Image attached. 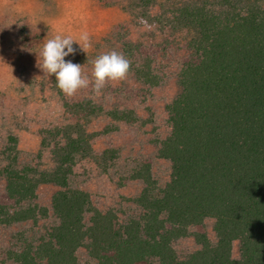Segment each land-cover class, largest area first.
<instances>
[{
	"label": "trees",
	"instance_id": "trees-1",
	"mask_svg": "<svg viewBox=\"0 0 264 264\" xmlns=\"http://www.w3.org/2000/svg\"><path fill=\"white\" fill-rule=\"evenodd\" d=\"M123 8L184 35L191 54L167 106L170 131L157 145L170 163V179L159 188L150 165L142 164L131 175L143 186L132 200L138 215L119 223L114 210L96 208L76 168L93 160L108 173L118 152H95V138L116 127L94 131L91 124L139 117L89 98L62 99L65 116L40 130L36 153L24 156L12 135L0 150V175L13 201L0 205V227L54 218L36 239L20 234L23 245L8 250L0 264H78L80 248L96 264H264V0H126ZM132 47L123 41L129 74L158 87L153 60ZM44 184L57 188L50 209L35 202ZM206 219L214 220L215 243L191 231ZM190 237L200 248L180 260L172 244Z\"/></svg>",
	"mask_w": 264,
	"mask_h": 264
},
{
	"label": "rangeland",
	"instance_id": "rangeland-1",
	"mask_svg": "<svg viewBox=\"0 0 264 264\" xmlns=\"http://www.w3.org/2000/svg\"><path fill=\"white\" fill-rule=\"evenodd\" d=\"M125 1L0 0V150L5 146L6 137L12 135L17 138L24 156L36 153L41 141L40 130L57 119L61 122L65 116L62 99L74 102L89 98L109 110H133L139 117L137 122L116 123L101 118L91 124L94 131H102L107 125L116 127L93 141L97 154L107 149L117 150V164L112 170L105 173L93 160L83 161L76 168L78 184L90 194L94 206L103 212L114 210L119 223L139 213L132 200L143 186L132 178L134 168L150 165L159 188L170 179V163L159 157L157 145L170 131L167 106L178 92L179 71L191 58L184 35L162 31L134 17L123 8ZM83 32L89 34L92 47L85 53L74 43L76 54L65 59L84 66L83 71L90 80H94V59L112 50L122 52L123 41H129L136 52L153 60L154 71L161 78L160 85L148 88L129 74L126 80L107 85L99 96H94L89 87L72 98L62 93L61 98L55 77L37 66L38 54L47 38L60 34L78 41ZM56 190L53 185H41L35 202L50 209ZM0 205H13L1 175ZM53 219L50 216L37 224L0 227V260L5 259L8 250L23 245L20 234L36 239ZM213 225L214 220L206 219L191 231L205 233L215 243ZM172 246L180 260L200 248L192 237L176 240ZM77 256L78 264H96L85 248H80ZM233 258H239L238 242L233 245Z\"/></svg>",
	"mask_w": 264,
	"mask_h": 264
},
{
	"label": "clouds",
	"instance_id": "clouds-1",
	"mask_svg": "<svg viewBox=\"0 0 264 264\" xmlns=\"http://www.w3.org/2000/svg\"><path fill=\"white\" fill-rule=\"evenodd\" d=\"M74 43L85 53L92 47L87 32H83L78 41L71 36L56 34L53 38L45 40L42 51L38 54L37 66L48 76L55 77L57 87L66 97L72 98L89 87L92 88L94 96H99L110 83L115 84L127 79L131 71V61L122 52L112 50L94 59V80H90L83 71L84 66L65 59L76 54Z\"/></svg>",
	"mask_w": 264,
	"mask_h": 264
}]
</instances>
